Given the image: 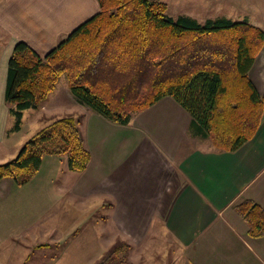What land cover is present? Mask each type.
Masks as SVG:
<instances>
[{
  "label": "trees",
  "instance_id": "1",
  "mask_svg": "<svg viewBox=\"0 0 264 264\" xmlns=\"http://www.w3.org/2000/svg\"><path fill=\"white\" fill-rule=\"evenodd\" d=\"M99 10L44 55L18 40L7 61L3 100L14 115L48 99L64 75L75 100L117 124L170 97L190 115L193 135L219 150L234 151L251 139L264 119V93L249 77L264 46V29L227 17L200 23L188 15L173 19L160 0H98ZM72 114L54 120L25 142L0 180L28 183L45 153L67 156L71 171L90 160ZM247 234L264 237V206L244 198L234 206ZM129 245L114 244L98 264H121Z\"/></svg>",
  "mask_w": 264,
  "mask_h": 264
},
{
  "label": "crops",
  "instance_id": "2",
  "mask_svg": "<svg viewBox=\"0 0 264 264\" xmlns=\"http://www.w3.org/2000/svg\"><path fill=\"white\" fill-rule=\"evenodd\" d=\"M98 10V0H0L5 81L7 61L18 40L45 54ZM244 20L264 29V12ZM249 77L264 93V46ZM4 89L5 83L2 97ZM164 98L137 112L147 115L134 122L127 136L119 134V128L131 124L133 115L127 124H117L79 107L86 127L92 129L91 141L101 136L94 122L111 127L109 147H94L92 153V145L85 144L91 157L84 169L91 165L89 180L102 182L104 197L115 200L109 204L111 219L133 233L137 227L131 229L127 223H139L142 233L137 238L145 237L150 223L159 221L180 248L176 264H264V237L249 236L234 208L244 198L264 206V119L237 150H219L209 138L201 145L203 137L191 133L189 113ZM158 119L161 132L156 134L150 124L160 123ZM143 174L145 184L140 181Z\"/></svg>",
  "mask_w": 264,
  "mask_h": 264
},
{
  "label": "rangeland",
  "instance_id": "3",
  "mask_svg": "<svg viewBox=\"0 0 264 264\" xmlns=\"http://www.w3.org/2000/svg\"><path fill=\"white\" fill-rule=\"evenodd\" d=\"M160 1L166 3L167 14L173 19L188 15L202 24L219 17L243 20L253 13L264 12V0ZM3 68L0 62V163L10 161L26 141L67 114L80 120L85 144L92 145V153L94 147L102 150L111 145L113 138L110 141L107 137L111 131L107 123L94 122L101 136L97 135V142L91 141L89 130L92 129L86 127L79 108L83 105L70 93L64 75L49 94L48 102L23 110L20 126L14 129L15 117L8 112L2 97ZM164 99L174 101L170 97ZM144 115L147 112L133 113L131 124L119 128V134L132 133L134 122ZM161 120L150 124L156 134L161 132ZM207 143L208 138L200 141L201 145ZM90 172L91 165L88 170H69L65 154L45 153L40 169L28 183L17 185L11 178L0 180V264H98L120 242L130 246L121 264H176L175 256L180 248L161 223L151 222L143 238H137L142 233L139 223H127L131 229L133 225L137 227L134 233L120 228L110 217L109 204L115 200L104 197L102 182L89 180ZM140 181L145 184L144 174Z\"/></svg>",
  "mask_w": 264,
  "mask_h": 264
}]
</instances>
